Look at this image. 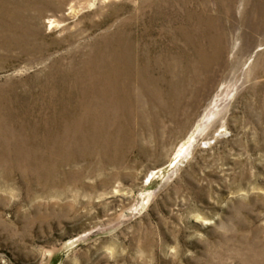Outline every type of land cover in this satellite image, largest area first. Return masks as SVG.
<instances>
[{
	"label": "rangeland",
	"instance_id": "374dc122",
	"mask_svg": "<svg viewBox=\"0 0 264 264\" xmlns=\"http://www.w3.org/2000/svg\"><path fill=\"white\" fill-rule=\"evenodd\" d=\"M76 1L75 14L68 4L56 12L54 28L42 19L47 43L62 44L44 61L12 50L0 83L32 78L62 55L83 59L90 41L122 23L158 30L190 10L218 7L217 0ZM236 10L241 16L244 0ZM243 43L232 38L230 59ZM87 164L63 166L67 172L47 185L19 171L0 182V264H264V40L178 133L140 140L117 163L65 176Z\"/></svg>",
	"mask_w": 264,
	"mask_h": 264
},
{
	"label": "bare ground",
	"instance_id": "6f19581e",
	"mask_svg": "<svg viewBox=\"0 0 264 264\" xmlns=\"http://www.w3.org/2000/svg\"><path fill=\"white\" fill-rule=\"evenodd\" d=\"M238 2L217 0V9L190 10L158 30L122 23L90 41L83 59L62 55L32 78L0 83V182L10 184L19 171L30 184L47 185L56 182L49 179L54 173L67 172L65 165L86 160L104 168L140 140L178 133L243 54L264 40V0H244L241 16ZM67 4L75 14L76 0H0V68L12 50L46 60L63 39L48 44L42 19L48 16L54 28ZM236 35L244 43L230 59ZM90 164L65 176L76 179Z\"/></svg>",
	"mask_w": 264,
	"mask_h": 264
}]
</instances>
